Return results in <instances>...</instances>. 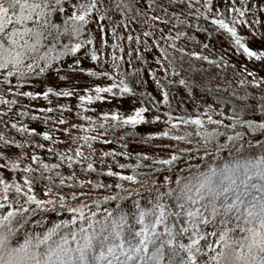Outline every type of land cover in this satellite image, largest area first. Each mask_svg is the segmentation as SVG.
Listing matches in <instances>:
<instances>
[{
	"label": "rangeland",
	"instance_id": "374dc122",
	"mask_svg": "<svg viewBox=\"0 0 264 264\" xmlns=\"http://www.w3.org/2000/svg\"><path fill=\"white\" fill-rule=\"evenodd\" d=\"M56 2L83 22V34L72 53L28 88L38 96L44 89L54 93L38 101L33 134L23 127L16 137V99L12 110L4 107L0 114V124L10 125L0 130V264H92L97 253L120 246L139 251L152 236L176 248L184 264H216L214 235L202 222L205 165L166 181L150 196L69 216L72 237L60 229L42 241L48 230L21 225L16 206L23 204L20 210L27 215L65 204L71 195L62 173L68 171L59 163L76 160L85 166L91 161L111 169L104 158L109 146L100 144L97 150L99 143L88 140L104 135L108 124L140 122L133 126L139 135L153 137L144 147L130 144L127 151L149 159L170 154L178 140L189 147L236 138L246 144L247 133L264 135V114L253 115L256 98L264 101V0ZM215 92L237 96L240 110L246 106L251 112L236 117L213 100ZM232 126H241L243 134L228 131ZM256 166L264 175V154L220 161L209 171L223 175V194ZM52 179L55 188L48 184ZM57 216L47 215L54 223ZM252 237L264 245V229H255ZM50 239L60 240L59 247L50 248Z\"/></svg>",
	"mask_w": 264,
	"mask_h": 264
},
{
	"label": "trees",
	"instance_id": "16d2710c",
	"mask_svg": "<svg viewBox=\"0 0 264 264\" xmlns=\"http://www.w3.org/2000/svg\"><path fill=\"white\" fill-rule=\"evenodd\" d=\"M82 34L83 22L66 15L56 0H0V114L4 112V107L12 110L16 99V137L23 127L33 134L32 131L37 126L35 121H39L40 118L35 111L38 101L54 94L44 89V95L38 96L28 88L34 84V80L42 77V73L50 72L53 64L59 59L72 53V44L78 42ZM74 51L77 54L81 53L79 49L74 48ZM14 82L16 87L12 84ZM212 97L216 103L227 107L236 117H242L243 112L246 114L251 112L246 106L242 107L241 111L242 102L233 94L227 96L215 92ZM255 103L257 112L253 115L261 116L264 114V101L256 98ZM171 110L169 111L171 115L180 117V113L174 108ZM136 124L140 122L132 121L117 126L108 124L104 129V135L88 137L94 144L99 143L97 150L100 149V144L109 146V152L105 153L104 158L110 159L112 168H100L98 164L90 163L91 161L85 166L75 162L76 160L59 163L62 168L67 167L68 171L66 174L62 173L63 185L71 195L68 201L58 208L44 207L36 214L27 215L20 210L23 204L16 206L20 224L45 227L49 233H42V241L60 229L66 230L64 232H67L68 237H72L71 232L67 231L70 225L69 216L74 218L86 213L94 214L114 208L115 205H122L129 200L136 201L141 196H150L153 191L159 192V187L166 181L185 176L187 172L205 165L208 170L205 173L206 190L202 197L206 216L202 222L210 227L214 235L216 245L213 247V253L216 256V264H264V245L258 244L252 237L255 229L260 232L264 229L262 166H256L257 168L250 171L242 180L237 178L238 181L231 183L234 184L233 190L223 194L219 191L223 175L217 174L216 170L209 171L220 161H229L245 154H264V135L255 137L247 133V140L250 142L246 144L236 138L223 145L207 141L189 147L185 142L178 140L173 143L170 154L149 159L143 154H131L127 151L130 144H140L144 147L143 144L153 137L139 135L137 129L133 127ZM8 127L9 124L4 126L0 124V130ZM228 131L243 134L244 129L241 126H232ZM30 136L25 135L24 138L32 141ZM159 138L163 140L162 137ZM211 154L212 157L206 158ZM189 157L191 159L187 161ZM41 167L47 169L43 164ZM105 167L111 166L108 164ZM75 172H80L84 176H76ZM39 173L41 174V171ZM48 184L53 188L57 186L55 179L49 180ZM50 213H53L56 219L59 215V220L52 222L47 217ZM120 218L124 219L122 215ZM159 239L155 236L150 237L139 251L120 246L113 251H105L99 255L97 253L96 263L184 264L178 250L168 245L163 237L160 236ZM50 242V248L59 247L60 240L50 239ZM37 253L41 256L39 252Z\"/></svg>",
	"mask_w": 264,
	"mask_h": 264
}]
</instances>
